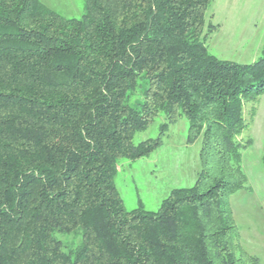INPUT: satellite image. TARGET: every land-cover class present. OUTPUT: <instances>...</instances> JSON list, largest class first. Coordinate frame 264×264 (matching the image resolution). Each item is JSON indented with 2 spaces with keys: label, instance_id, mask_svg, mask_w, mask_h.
Masks as SVG:
<instances>
[{
  "label": "trees",
  "instance_id": "16d2710c",
  "mask_svg": "<svg viewBox=\"0 0 264 264\" xmlns=\"http://www.w3.org/2000/svg\"><path fill=\"white\" fill-rule=\"evenodd\" d=\"M210 3L84 0L66 18L0 0V264H263L228 197L247 183L238 136L245 102L264 94V42L251 63L216 58ZM160 114L161 131L186 118L200 169L157 210H127L117 162L162 144L133 143Z\"/></svg>",
  "mask_w": 264,
  "mask_h": 264
},
{
  "label": "rangeland",
  "instance_id": "374dc122",
  "mask_svg": "<svg viewBox=\"0 0 264 264\" xmlns=\"http://www.w3.org/2000/svg\"><path fill=\"white\" fill-rule=\"evenodd\" d=\"M66 18H80L84 0H41ZM205 22L216 28L206 45L220 60L251 63L261 54L264 42V0H211ZM247 126L238 139L242 149V167L247 176L244 188L229 195L228 203L239 229V241L250 254L264 264V94L244 104ZM165 117L160 114L149 126L135 132L133 143L148 138H162V144L148 155L117 162L115 184L127 210L137 207L155 211L169 191L194 183L200 169L199 141L187 143V120L180 116L161 131ZM68 250L76 244L72 235L56 234Z\"/></svg>",
  "mask_w": 264,
  "mask_h": 264
}]
</instances>
